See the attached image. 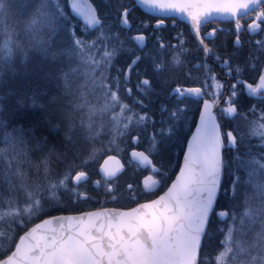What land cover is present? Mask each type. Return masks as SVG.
<instances>
[{
  "label": "snow or ice",
  "instance_id": "obj_1",
  "mask_svg": "<svg viewBox=\"0 0 264 264\" xmlns=\"http://www.w3.org/2000/svg\"><path fill=\"white\" fill-rule=\"evenodd\" d=\"M137 4L161 13L157 29L164 26L165 18L189 22L194 38L205 53L204 64L197 65L198 69H206L201 86L170 89L169 95L176 98V106L172 110L161 107L162 115L167 111L168 123L172 126L166 124L150 134L151 150H133L131 153L134 161L147 167L150 173L163 175L150 159L159 143L157 135L163 138L165 132L172 133L175 121L183 116L181 105L202 103L201 126L197 129V136L193 137L194 145H189V154L179 176L164 195L131 211L105 210L85 213L80 217H55L53 219L57 221H67L68 227L60 223L58 230H51L53 234L37 237L35 233L38 229L52 223L51 220H44L43 224L36 225L21 236L14 251L0 258V264H264V154L237 159V169L243 171L245 177H234L231 192L233 196H241V204L230 210H217L221 179L224 169L229 166L224 159V150H235L237 137L242 143L244 134L238 131L236 135L232 131L221 132L217 113L213 111L218 109L219 114L226 118L239 116L245 119L247 135L264 142V110L258 112L253 106L250 109L253 119L248 120L247 114L238 113L236 108L237 85L250 97L264 101V62L259 56L249 58V67L256 71L259 66V75L255 84L248 83L239 78L243 68L238 65L233 67L230 58L221 57L205 43H214L217 29L201 34V29L210 23L230 20L236 30L234 43L239 45L240 31L245 29L241 20L246 18H251L252 23L245 30L264 33V0H137ZM18 7L26 13V18L20 21L14 13ZM116 10L121 28L131 30L130 9L120 5ZM70 15L82 20L90 34L88 39L76 36ZM65 30L72 37L71 43L60 47L56 38ZM128 39L135 48L125 45L119 32L112 31L103 14L98 16L96 8L88 0H0V74L13 70L17 56L26 58L30 51L38 52L46 58L62 62L59 77L65 94L71 96L77 93L75 100L78 101H69L70 111L59 110L67 128L63 136V153L47 148L45 142L35 137L32 144L23 128L9 131V125L0 119V221L8 219L14 222L35 215L43 208L41 199L57 202L61 191L72 197L87 198L86 193L79 191L80 186L89 180L85 166L94 161L102 150L119 149L117 141L128 137L131 131L154 124L147 112H138L133 106L146 107L139 97L154 93L152 81L141 78L140 73L135 71L142 59L136 48L143 51L147 37L137 34ZM255 43L256 50L264 55V40ZM166 47L175 49L174 53H167L171 60L164 59L163 50ZM183 51L182 46H166L159 42L155 55L149 56L153 71L162 83H167L163 79L166 73L174 74L178 67L183 66L180 59ZM122 53L130 57L123 69L114 63ZM208 56L217 60L226 68L227 75L236 80L229 85V93L225 96L226 107L219 103V97L224 95V84L208 67ZM110 70H114L115 74L110 75ZM134 71L138 77L135 84L138 96L133 97V105H129L122 99L121 90L124 95L133 96V89L128 85ZM233 73L236 74L234 77ZM77 79L82 82L74 88ZM89 95L94 97L95 102L89 100ZM17 103L22 104L23 101ZM32 103L35 105V98ZM76 113H79V120L75 118ZM105 115L108 116L110 139L101 149L95 147V141L104 130L102 118ZM53 127L59 128V125ZM78 128L82 131L77 132ZM132 140L139 143L140 136L136 135ZM80 141L92 146L77 164L75 158L80 157ZM30 144L32 147H29ZM33 149L44 153L39 163H33L30 155ZM69 153H72L73 161L65 163L62 174L53 175V157L57 162H64ZM109 160L115 161L116 157L109 156L104 161L101 175L105 191L115 199L113 183L119 169H109ZM29 168L36 170L33 180L28 179ZM94 183L100 186V181ZM159 183V180L154 181L157 187ZM69 184L72 186L69 187ZM128 187L131 189L132 185ZM238 188L243 191L238 193ZM146 190L154 191L155 188ZM20 195L24 198L23 204L18 200ZM214 215L225 227L218 229L223 236L221 247L213 261H208L201 258V244L211 231L209 225ZM84 217L88 218L87 221Z\"/></svg>",
  "mask_w": 264,
  "mask_h": 264
},
{
  "label": "trees",
  "instance_id": "obj_2",
  "mask_svg": "<svg viewBox=\"0 0 264 264\" xmlns=\"http://www.w3.org/2000/svg\"><path fill=\"white\" fill-rule=\"evenodd\" d=\"M99 15L103 14L106 18V24L112 28L114 32H120L119 23V13L117 12V6H129L131 3L137 4L135 0H91ZM99 1L105 2L109 1L112 7L108 11H102L99 7ZM114 1L115 3L111 2ZM103 2V3H104ZM66 11H70L66 8ZM14 13L17 21L26 18V13L24 9L16 8ZM144 13L140 7L137 5L133 8L130 19L134 21L136 15H142ZM253 17L255 13L252 14ZM143 16V15H142ZM71 20V25L74 27L75 34L81 39H88L89 32L84 28L83 23L76 17L69 16ZM264 27V25H262ZM262 33H258L255 38H245L243 41V47L237 49L227 56L232 62V66L237 65L244 69L240 77L247 80L248 83L255 84L257 82V77L259 75V66L257 70L253 71L248 65L250 57L259 56L260 60L264 62V55L256 50V41L259 40ZM95 38V37H93ZM72 37L69 35L67 30L61 32L57 38L56 42L60 47L67 46L71 43ZM125 42L128 48H133V42L126 38H120ZM264 40V39H263ZM192 38L187 39V45L183 46L182 55L180 59L183 61V66L178 67L174 74H165L164 81L167 83L160 82L163 87L157 88L158 83L152 81V87L154 89L153 93L147 97H139L144 100L146 107L141 108L138 105H133V98L128 97L122 92V99L125 103L133 105L138 112H147L154 124H149L146 128L134 130L129 133L128 137L122 138V140L117 141L119 144V149L115 147L109 148L106 151H101L97 154L94 161H91L84 170L89 173L88 182L96 179L99 176L98 170L103 162L109 156L118 157L123 165L126 167L125 171L116 179L117 183L113 184V194L116 196L113 201H109L107 195H102L101 187L94 188L91 185H87V190L83 189L81 192L87 194V198L81 199L70 196L67 192L61 191L59 202L62 201L65 205L51 210H46L41 212L33 221H29L27 216L22 217L18 221H9L5 219L0 221V258H4L6 254H10L13 251L15 244L19 236L24 233L29 227H31L35 222L40 219L59 213H69V212H79L92 207H106V206H116V207H132L140 202L151 200L161 194L173 180L176 172L178 171L182 155L185 150L187 139L189 138L195 124L198 115V107L195 103H187L181 105L184 109L182 119L175 121V126L171 134L165 132L163 138L157 135L156 139L159 143L156 145L154 154L150 157L153 166L158 167L163 175L156 174L151 175L154 177V181L159 180V186L155 184L151 188H155L154 191H147L148 187L144 185L143 178L149 174L146 168H137L139 164L130 158V152L132 150H151L149 147V136L152 132L158 131L161 127L169 124V116L167 111L162 115L161 107L165 106L168 110L174 109L176 106V98L169 95V90L174 85H184V86H201V82L205 75L204 67L197 68V63L201 60L200 51L196 47V43L192 44ZM175 50L164 51V59L171 60V56L167 53H174ZM122 53L117 60L114 62L115 66L118 68H124V62H126V57ZM204 64V63H203ZM201 64V65H203ZM63 64L60 60H52L50 58L44 57L42 54L30 51L28 56L25 58L23 56H17L14 61V66L12 71L5 70L0 74V107H2V114L0 119H3L6 124L9 125L8 130L11 131L13 128H23L27 134L26 138L35 143L33 137L40 139L46 143L47 148L55 149L60 153L65 151V146L63 144V136L67 131L64 121L60 118V109L65 111H70L69 101L78 102L75 100L77 93L74 92L73 95H66L63 87V82L59 77V68ZM114 70H110V75H114ZM236 75V74H235ZM147 76L152 79H157L161 81L157 74L153 71L152 60H149V68ZM77 79L74 83V88L76 84L81 83ZM239 93L237 96L236 108L238 113L247 114V119H253V115L250 109L255 106L257 111L264 110V101L257 100L256 98L250 97L243 88L237 85ZM35 98V105H33L32 100ZM89 100L95 102L93 96L89 95ZM223 97H219L221 101ZM17 101H23L22 104L17 103ZM76 120H79V113L75 114ZM103 123L105 124L104 130L101 132L100 137L95 141V147L103 149L110 135L108 132L107 122L108 116L105 115L103 118ZM219 124L222 132L232 131L234 135L237 131L243 135V142L240 143V137L238 136V144L235 150L225 149L224 159L227 162L228 167L224 169L222 176V184L217 199V210H230L236 206L235 196L230 200V204L227 203L225 199V189L226 184L229 180V169L232 167L237 168V159H247L249 155L257 156L264 154V142L258 137H249L248 125L245 119H241L239 116L235 118H230L228 121L224 117L219 118ZM53 125H59V128L53 127ZM77 132L82 131L77 129ZM139 135V143H133L132 137ZM32 144L29 147H32ZM92 146L90 143H84L80 141L78 148L80 151V157L75 158V162L79 164L81 157L87 155L89 148ZM33 163H39L40 159L44 155L39 150L33 149L30 153ZM74 159L72 153L68 154L67 161L57 162L53 157L52 169H55L58 176L65 171V163H70ZM79 170V169H76ZM28 176L35 175L36 170L34 168H29ZM237 175L243 178V172L238 171ZM129 185L132 188L129 189ZM103 186V185H102ZM105 187V186H104ZM95 191H94V190ZM80 191V190H79ZM45 199H41V204L46 205ZM222 222L215 215L212 217L210 222V229L208 236L203 239L201 246V258L207 259L208 261H213L215 254L219 249V241L221 238V233L218 231L221 227Z\"/></svg>",
  "mask_w": 264,
  "mask_h": 264
},
{
  "label": "flooded vegetation",
  "instance_id": "obj_3",
  "mask_svg": "<svg viewBox=\"0 0 264 264\" xmlns=\"http://www.w3.org/2000/svg\"><path fill=\"white\" fill-rule=\"evenodd\" d=\"M137 6V4H133L131 3L128 8L130 9L129 12V20L132 24V29L131 30H126V29H122L120 26V32H121V36L120 38H126L128 40L129 36H135L137 34H143L147 37V40L144 42L145 43V47L143 49V51H141L139 48H136V52L137 54H139L142 59L141 61L138 63V65L136 66V70L140 73V77L141 78H148L151 80V77L147 76V72H148V68H149V60H152L149 58V56H154L155 53L158 50V43L159 42H163L164 45H173L176 47H183L187 45V39L192 38V44L195 42L196 43V47L197 49L200 51V56H201V60L198 61L197 65H201L205 62V53L201 50V47L197 41L196 38H194V35L191 31V28L189 26L188 23L181 21L180 19H172V18H165L164 19V26L157 29L156 28V24L158 22V18L161 15H151L148 13H141L142 15L138 16L136 15L134 18V21L132 19H130V14L133 10V8ZM253 16V15H252ZM252 23V19L251 18H246L244 20H241V24L245 26V29L247 28V25ZM213 28L217 29L216 35L214 37V43H211L209 41H205V43L208 44L209 47L214 48V51H216L221 57H225L228 58V54L240 49L243 47V41L245 38H255L256 35H258V33L260 32H256V33H250L249 31L242 29L240 31V44L236 45L234 43L235 38H236V30L234 27V22L230 21V20H218L215 23H210L207 25L206 28H202L201 29V34L203 35L205 32L212 30ZM133 48H135V45L133 44L132 46ZM167 50H175L174 48H165L163 50V52L167 51ZM126 57V62H124V67L125 65L129 62L130 57L127 54H123ZM230 63L232 64L231 60ZM207 65L208 67L211 69V72L215 74L216 78L218 80H220L221 82H223L224 84V88H223V93L224 95H222V97L225 99V96L229 93V85L236 83V80L232 77H229L226 73V68L221 66V64L213 59L211 56L207 57ZM204 70L206 71V69L204 68ZM135 71L131 77V83L128 85L129 87H131L133 89V97H137L138 94L135 91V84L136 81L138 79V77L135 74ZM235 76V73H233V77ZM240 79H243L241 77H239ZM151 81L158 83L157 88H161L163 87V85H160L159 80L157 79H152ZM195 87V86H184V85H174L171 87L175 88V87ZM199 86V85H197ZM123 90H121V95H122ZM154 95H156L157 93H153ZM151 94H149L148 96H150ZM220 105L222 107H226L225 104V100L224 101H219ZM198 107V115L196 118V122L202 107V103L197 104ZM217 111V116H218V120L220 117H224L221 116L219 114V110L216 109ZM227 121L230 118H226L224 117ZM133 151V150H132ZM131 151V152H132ZM138 151H143V150H138ZM131 152H130V158L134 161V159L131 156ZM113 165L114 170L120 169L119 165L116 162ZM123 164V163H122ZM121 164V165H122ZM138 164V163H137ZM137 168H146L145 166H141L139 165ZM126 167L124 165H122V170L117 172V177L116 179L125 171ZM99 176L90 181V182H86L87 185H91L92 187L96 188L99 186L95 185V181H100V185L105 186V182L104 179L102 177V175L100 174L99 170H98ZM151 177V179H154V177L151 174H147L146 177ZM146 177L143 178V182L144 185L147 186L146 184ZM115 179V180H116ZM154 183V180H152ZM82 184V187L86 186L85 184ZM153 187V186H151ZM149 187V188H151ZM81 199H85V198H81ZM97 207H92L91 209H95Z\"/></svg>",
  "mask_w": 264,
  "mask_h": 264
},
{
  "label": "water",
  "instance_id": "obj_4",
  "mask_svg": "<svg viewBox=\"0 0 264 264\" xmlns=\"http://www.w3.org/2000/svg\"><path fill=\"white\" fill-rule=\"evenodd\" d=\"M88 2H89L93 7L96 8V6L94 5V3H93L91 0H88ZM135 2L137 3V0H135ZM137 5H138V6L140 7V9H141L143 12H145V13H148V14H151V15H161V13L158 12V11H156V12H152V11H150L149 9H147L146 7H144L143 5H139V4H137ZM96 10H97V8H96ZM97 15L99 16L98 11H97ZM78 19H80V18H78ZM80 20H81V19H80ZM81 22H82V20H81ZM186 23H188L189 26H190V23H189V22H186ZM190 28H191V26H190ZM191 31H192V28H191ZM192 33H193V31H192ZM202 110H203V105H202V107H201V110H200V113H199V116H198L197 122H196V124H195V127L193 128V131H192V133L190 134V136H189V138H188V140H187V143H186V146H185V150H184V153H183V155H182L181 164H180V167H179L178 171L176 172V174H175L173 180L170 182V184L168 185V187H167V188H166L161 194H159L157 197H155V198H153V199H151V200H147V201L140 202V203H138V204H136V205H134V206H132V207H129V208H121V207H101V208H96V209H91V210L81 211V212H74V213H59V214L50 215V216L44 217V218H42L41 220L37 221L35 224H33L31 227H29L24 233H22V234L19 236V238H20L21 236H23L27 231L31 230V228L35 227L36 225H38V224H43V221H44V220H51L52 223H51V224H48V225H43L42 228L38 229L37 232L35 233V235H36L37 237H39V236H41V235H51V234H53V233L51 232V230H52V229H57V230H58V229H59V224H60V223H64V224H65V228L68 227V222H67V221H57V220L53 219V218H55V217H68V216H77V217H80V216H83V214H85V213H90V212H103V211H105V210H110V211H115V212H127V211H131V210L134 209V208H137L140 204H143V203H149V202H151V201H153V200L158 199L159 196L164 195V193L167 191V189L171 186V184H172L173 182H175L176 178L179 176L180 171H181V169H182L183 166H184V160H185V157L188 156V154H189V153H188L189 145H194L193 137H194V136H197V134H198V133H197V129L200 128V126H201V125H200V115H201ZM213 111L216 112V109L214 108ZM217 122H218V117H217ZM218 123H219V122H218ZM220 131H221V129H220ZM135 151H137V150H135ZM137 152H139V151H137ZM140 152H141V151H140ZM150 159H151V158H150ZM113 162H116V163L118 162L117 164L120 166V167H119V168H120L119 171L122 170L121 162H120V160L117 159V158H116L115 161H111V160L108 161V165H107V167H108L109 169L114 170L113 165H114L115 163H113ZM103 166H104V164H103V165L100 167V169H99L100 174H101V168H102ZM115 178H116V177H115ZM145 180H146V183L148 184V186H150V187L153 186V181H152L151 177H147ZM221 183H222V179H221ZM220 189H221V185H220ZM219 193H220V192H219ZM218 197H219V194H218V196H217V199H218ZM144 211H148V210H144ZM87 219H88L87 217H84V220H85V221H87ZM57 234H58V233H57ZM19 238H18L16 244L19 242ZM202 242H203V241H202ZM16 244H15V245H16ZM201 246H202V244H201ZM14 248H15V247H14ZM13 251H14V249H13Z\"/></svg>",
  "mask_w": 264,
  "mask_h": 264
},
{
  "label": "rangeland",
  "instance_id": "obj_5",
  "mask_svg": "<svg viewBox=\"0 0 264 264\" xmlns=\"http://www.w3.org/2000/svg\"><path fill=\"white\" fill-rule=\"evenodd\" d=\"M104 2V1H103ZM103 2H100L99 1V7L101 8V10L102 11H108L111 7H112V5L109 3V1H105L104 3ZM111 2H113V3H115L114 1H111ZM264 39V33H262L261 34V36H260V38H259V40H263ZM223 90V89H222ZM225 99L224 98H222L221 99V101H224ZM0 116H1V114H0ZM229 174H228V176H229V180H228V182H227V184H226V189H225V199L227 200V203L228 204H230V200L232 199V197H233V194H232V192H231V186H232V181H233V179H234V177L235 176H237V173H238V169L236 168V167H232L231 169H229ZM243 172V171H242ZM52 174L53 175H56L57 174V172L55 171V169H52ZM149 174H151V173H149ZM35 175H32L31 177L30 176H28V179L29 180H33V179H35ZM146 177V176H145ZM150 177V176H149ZM245 177V173L243 172V178ZM152 180H154V179H152ZM115 183H117V180H114V183L113 184H115ZM147 184V183H146ZM72 185L71 184H69V187H71ZM99 187H101V193H102V195H107V192L105 191V187L104 186H99ZM99 187H97V188H99ZM146 187H150V186H148V184H147V186ZM113 188H114V186H113ZM83 189H85V190H87V186H84V187H82V185L80 186V188H79V190L80 191H82ZM94 190V189H93ZM95 191V190H94ZM241 191H243V189H240V188H238L237 189V192L239 193V192H241ZM108 197V200L109 201H113L114 199L112 198V194L111 195H109V196H107ZM116 197V196H115ZM236 198H235V200H236V206H239L240 204H241V200H242V198H241V196L240 195H236L235 196ZM18 200H19V202L21 203V204H23V202H24V198H23V196L22 195H20L19 197H18ZM65 204L62 202V201H57V202H51V203H46V205L45 206H43V208H42V210L40 211V212H38V213H36L35 215H32V216H27V219L29 220V221H33L41 212H43V211H46V210H51V209H54V208H58V207H60V206H64ZM237 211H239V208L237 207ZM225 227V224L224 223H222V225H221V227H219V228H224ZM223 238V236H222V234H221V238H220V241H221V239ZM220 241H219V245H220ZM221 247V245L219 246V248ZM217 254V253H216ZM215 254V255H216Z\"/></svg>",
  "mask_w": 264,
  "mask_h": 264
},
{
  "label": "bare ground",
  "instance_id": "obj_6",
  "mask_svg": "<svg viewBox=\"0 0 264 264\" xmlns=\"http://www.w3.org/2000/svg\"><path fill=\"white\" fill-rule=\"evenodd\" d=\"M193 131V130H192ZM192 133V132H191ZM188 140V139H187ZM187 143V142H186Z\"/></svg>",
  "mask_w": 264,
  "mask_h": 264
}]
</instances>
